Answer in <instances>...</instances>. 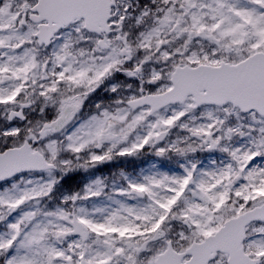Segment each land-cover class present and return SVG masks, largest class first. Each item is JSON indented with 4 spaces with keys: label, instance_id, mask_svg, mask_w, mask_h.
Wrapping results in <instances>:
<instances>
[{
    "label": "snow or ice",
    "instance_id": "1",
    "mask_svg": "<svg viewBox=\"0 0 264 264\" xmlns=\"http://www.w3.org/2000/svg\"><path fill=\"white\" fill-rule=\"evenodd\" d=\"M0 264H264V0H0Z\"/></svg>",
    "mask_w": 264,
    "mask_h": 264
},
{
    "label": "flooded vegetation",
    "instance_id": "2",
    "mask_svg": "<svg viewBox=\"0 0 264 264\" xmlns=\"http://www.w3.org/2000/svg\"><path fill=\"white\" fill-rule=\"evenodd\" d=\"M121 166H123V165H121Z\"/></svg>",
    "mask_w": 264,
    "mask_h": 264
}]
</instances>
